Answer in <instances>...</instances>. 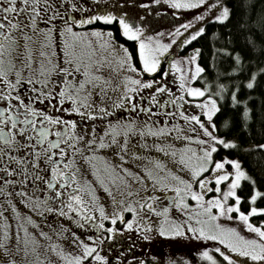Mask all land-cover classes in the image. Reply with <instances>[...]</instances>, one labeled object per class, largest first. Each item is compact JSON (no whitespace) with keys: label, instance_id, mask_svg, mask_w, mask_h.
<instances>
[{"label":"snow or ice","instance_id":"obj_1","mask_svg":"<svg viewBox=\"0 0 264 264\" xmlns=\"http://www.w3.org/2000/svg\"><path fill=\"white\" fill-rule=\"evenodd\" d=\"M0 264H264V0H0Z\"/></svg>","mask_w":264,"mask_h":264}]
</instances>
